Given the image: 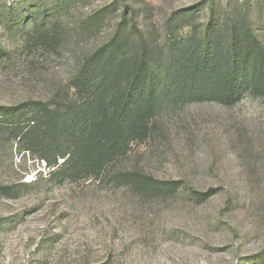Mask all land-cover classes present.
<instances>
[{
  "label": "rangeland",
  "instance_id": "obj_1",
  "mask_svg": "<svg viewBox=\"0 0 264 264\" xmlns=\"http://www.w3.org/2000/svg\"><path fill=\"white\" fill-rule=\"evenodd\" d=\"M213 32L206 52L237 100L176 82L146 136L86 178L36 152L26 119L113 35L132 54L142 36L156 75ZM263 59L264 0H0V107L23 121L0 122V264H264V92L250 83ZM126 171L166 187L122 184Z\"/></svg>",
  "mask_w": 264,
  "mask_h": 264
},
{
  "label": "trees",
  "instance_id": "obj_2",
  "mask_svg": "<svg viewBox=\"0 0 264 264\" xmlns=\"http://www.w3.org/2000/svg\"><path fill=\"white\" fill-rule=\"evenodd\" d=\"M47 30L45 38L55 39V30ZM214 36V32L202 36L191 52L172 50L168 74L159 71L155 75L151 48L142 36L137 52L132 54L122 51V41L132 43L130 37L113 35L82 60L70 80V93L41 104L26 119L25 133L38 138L36 152L63 177L86 178L126 156L131 142L146 136L151 120L172 95L170 89L176 82L181 81L185 93L194 100L234 102L239 89L215 74V59L206 52ZM262 64L264 59L254 61L250 78L252 89L259 93L264 92ZM194 70L196 74H192ZM6 112L0 107V122H23L10 121ZM141 174L126 171L117 180L125 185L141 184L142 190L148 191L166 187L164 182L144 179Z\"/></svg>",
  "mask_w": 264,
  "mask_h": 264
}]
</instances>
